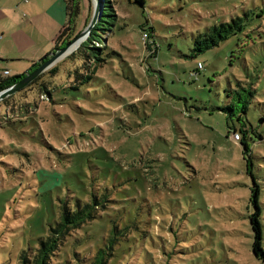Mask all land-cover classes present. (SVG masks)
Listing matches in <instances>:
<instances>
[{"label": "rangeland", "instance_id": "374dc122", "mask_svg": "<svg viewBox=\"0 0 264 264\" xmlns=\"http://www.w3.org/2000/svg\"><path fill=\"white\" fill-rule=\"evenodd\" d=\"M111 1L118 19L105 41L115 53L91 83L68 89L92 66L77 48L0 102V264H18L46 236L60 201L89 193L110 202L49 264H88L112 234L107 264H263L251 253L246 158L264 218V0ZM61 3L0 0V70L23 74L56 47ZM79 9L73 39L92 1ZM235 17L242 33L189 57L198 33ZM238 82L253 89L245 141L232 139L237 111L224 109Z\"/></svg>", "mask_w": 264, "mask_h": 264}, {"label": "trees", "instance_id": "16d2710c", "mask_svg": "<svg viewBox=\"0 0 264 264\" xmlns=\"http://www.w3.org/2000/svg\"><path fill=\"white\" fill-rule=\"evenodd\" d=\"M63 1L65 6L66 22L60 28L59 33L56 36V47L51 50L49 54H46L35 64H33L32 68L23 74H17L10 77L9 73H5L8 72L6 69L0 70V92L19 82L26 75L34 71L42 63L54 55V53L72 41L75 31V21L80 11V0ZM86 2L88 6L89 1ZM129 2H133L141 8L144 7V0H130ZM99 3L101 6L100 17L87 39L82 42L78 48V52L82 55L84 60H90L92 62V66L89 67L90 69L88 68L87 75H85L82 80L78 82V84L68 88L70 90H77L81 85L91 83L92 79L96 77L97 71L99 72L104 65H107L109 63L108 58L115 53V51H113L105 41L106 35L113 34L112 28L114 27V21L118 19L114 10L115 4L111 0H99ZM89 18H91V16L88 10V17L84 22L83 27L87 26L88 20H90ZM243 28L244 25L242 18L240 17L231 18L228 22H220L210 26L204 32L198 33L193 38L189 57L195 58L206 51L218 47L221 42L227 40L231 36L242 33ZM144 32L148 33V39L147 41L143 42L141 35V41L143 42V47L148 54L147 59L151 58L152 60H155L159 46L155 40L154 31L151 27H146L145 29L143 28L142 34ZM196 70L197 65L190 72L191 80H195L198 77V73H196L195 77L193 76V73L196 72ZM52 73H55V71ZM237 84V89L228 93L229 104L227 107H224V109L230 112V118L232 113L237 111V119L241 124L238 129L235 127L231 128V133H239L241 141H245L252 130L251 127H247L248 125L245 122L243 115L246 114V111L250 105V101L253 98V89L251 86L249 88H245L241 86L239 82ZM6 101L7 99L5 98L0 102ZM229 133L230 132H228V134ZM257 138L261 139V137L258 135ZM242 146L247 151L249 150L247 143L243 142ZM251 168V160L249 157H247L246 170L247 174L251 176L253 183L250 194V203L253 207V212L248 215L249 226L252 234L251 253L257 260L264 264L263 208L259 202V187L254 181ZM72 199L73 201L71 202L60 201L58 205V212L56 213L57 221L55 222L54 226L50 227L45 237L39 238L37 240L35 247L28 248L20 252L18 264H49L50 258L55 256L53 255L54 251L58 250V246L61 247L64 244L62 242L67 240L66 237L68 236L69 232L71 230L83 228V230H85L84 233L87 234L86 231L88 229L90 230V226L101 215V211L107 207L106 204L110 202L106 195H104L101 199H98L94 193H89L87 199L85 198L86 200H81L78 196H74ZM84 227L86 229H84ZM115 240L116 239L114 238L113 234L107 240H104L103 243L105 248L98 249L95 253V256H93V258L88 261L90 262L88 264H107L106 256L109 254L108 251L112 250ZM84 243L85 241L82 242V244ZM74 245L75 241L73 242L72 246ZM71 249L74 250L75 248L72 247ZM73 256L76 258V260H79V256L77 254L73 253ZM63 264L68 263L65 262ZM78 264L83 263L79 262ZM84 264H87V262Z\"/></svg>", "mask_w": 264, "mask_h": 264}, {"label": "water", "instance_id": "95a60500", "mask_svg": "<svg viewBox=\"0 0 264 264\" xmlns=\"http://www.w3.org/2000/svg\"><path fill=\"white\" fill-rule=\"evenodd\" d=\"M91 1L93 3V12H92L89 23L82 30V32L79 35H77L74 39H72V41L66 44L63 48H61L56 53H54V55H52L49 59H47L44 63H42L38 68H36L34 71L26 75L19 82L5 89L4 91L0 92V101L15 94L22 88L29 85L43 70L48 68L55 60L66 55L69 52L70 47L76 42H78L77 48H79L80 44L87 39L91 30L93 29V27L95 26V24L97 23L100 17L101 6L99 3V0H91Z\"/></svg>", "mask_w": 264, "mask_h": 264}, {"label": "built area", "instance_id": "2783aa9c", "mask_svg": "<svg viewBox=\"0 0 264 264\" xmlns=\"http://www.w3.org/2000/svg\"><path fill=\"white\" fill-rule=\"evenodd\" d=\"M147 39H148V33L147 32H144L143 34H142V40H143V42H145V41H147ZM202 69V65L200 64V63H198L197 64V70H196V72H194L193 73V76L195 77L196 76V73H197V71H199V70H201ZM6 74L8 73V72H5ZM232 139L234 140V141H238V140H240V135H239V133H232Z\"/></svg>", "mask_w": 264, "mask_h": 264}, {"label": "crops", "instance_id": "0c3cea01", "mask_svg": "<svg viewBox=\"0 0 264 264\" xmlns=\"http://www.w3.org/2000/svg\"><path fill=\"white\" fill-rule=\"evenodd\" d=\"M61 8H60V21L63 23L61 26H60V28L65 24V22H66V14H65V6H64V1L63 0H61ZM0 16L2 17V18H4L5 16H4V14H2V13H0ZM24 16H26L25 14H24ZM60 30V29H59ZM0 39H1V37H0ZM51 52V51H50ZM43 56H45V55H43ZM42 56V57H43ZM41 57V58H42ZM40 58V59H41ZM3 60V59H2ZM9 61V60H8ZM38 61V60H37ZM10 62H11V60H10ZM7 70V69H6ZM29 69H27L26 71H28ZM8 71V73H9V70H7ZM25 71V72H26Z\"/></svg>", "mask_w": 264, "mask_h": 264}, {"label": "bare ground", "instance_id": "6f19581e", "mask_svg": "<svg viewBox=\"0 0 264 264\" xmlns=\"http://www.w3.org/2000/svg\"><path fill=\"white\" fill-rule=\"evenodd\" d=\"M77 45H78V42H76L75 44H73V45L70 47L69 52L75 50V49L77 48ZM69 52H68V53H69Z\"/></svg>", "mask_w": 264, "mask_h": 264}]
</instances>
